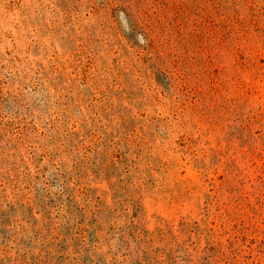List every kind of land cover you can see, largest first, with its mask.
<instances>
[{
	"label": "rangeland",
	"instance_id": "rangeland-1",
	"mask_svg": "<svg viewBox=\"0 0 264 264\" xmlns=\"http://www.w3.org/2000/svg\"><path fill=\"white\" fill-rule=\"evenodd\" d=\"M0 264H264V0H0Z\"/></svg>",
	"mask_w": 264,
	"mask_h": 264
}]
</instances>
